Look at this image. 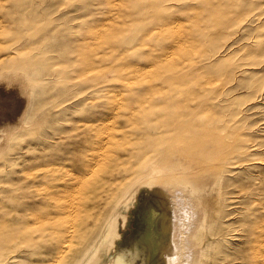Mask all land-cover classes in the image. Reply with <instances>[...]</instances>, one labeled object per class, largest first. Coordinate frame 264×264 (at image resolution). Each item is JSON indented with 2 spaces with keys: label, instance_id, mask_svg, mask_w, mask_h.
Masks as SVG:
<instances>
[{
  "label": "bare ground",
  "instance_id": "1",
  "mask_svg": "<svg viewBox=\"0 0 264 264\" xmlns=\"http://www.w3.org/2000/svg\"><path fill=\"white\" fill-rule=\"evenodd\" d=\"M3 3L0 0V8ZM152 5L146 1L144 8ZM113 7H120L118 0ZM109 18L108 27L93 36L90 49H82L89 71L113 75L107 93L110 112L101 122L82 125L90 144L83 166L65 176L55 174L56 167L47 176L28 169L19 179L15 176L18 171L10 172L6 167L7 160L3 162L7 170L0 166V182H4L10 199L0 201V264L25 262L45 238L48 244L55 241L52 264H199L201 251L195 233L207 207L199 189L220 183L227 173L248 161L240 154L229 155L219 135L208 136L211 125L225 119L218 106L230 89L228 81L220 78L216 63L221 68V57L239 47H250L245 43L249 38L230 45L223 56L206 54L203 44L183 26L164 28L158 23L147 28L149 38L144 45L154 50L150 46H156L154 37L164 35L161 39H173V47L162 49L160 54L154 52L153 61L136 65L119 42L116 24L122 22L121 17ZM228 22L217 18L212 27L214 36L222 34ZM10 52L0 57V62L11 58L18 67L1 71L0 79L9 78V85L25 102L22 106L15 103L11 115L16 121L3 124V145L25 124L23 115L37 91L35 86L40 84L26 72L27 56L18 57L29 53ZM114 55L117 57L111 61ZM243 67L238 66L236 73ZM139 89L142 96L137 98ZM232 151L239 153L240 149ZM24 178L35 187L26 206L13 197L24 188ZM144 189L153 192V200L144 208V227L118 246L110 240L117 235L121 208L139 198ZM257 200H251L252 206L259 204ZM258 211L260 222L252 225L253 220L249 221L255 228L249 230L248 264H264V214Z\"/></svg>",
  "mask_w": 264,
  "mask_h": 264
},
{
  "label": "rangeland",
  "instance_id": "2",
  "mask_svg": "<svg viewBox=\"0 0 264 264\" xmlns=\"http://www.w3.org/2000/svg\"><path fill=\"white\" fill-rule=\"evenodd\" d=\"M146 1L153 5L145 9ZM113 2L4 0L0 8V57L10 51L28 52L18 57L27 56L26 72L40 84L35 86L37 91L26 107L25 124L7 144H0L1 168L18 171L15 176L19 179L22 171L28 169L47 176L56 167L55 174L65 176L83 166L90 144L82 125L101 122L110 112L107 93L113 75L89 71L82 49H90L93 36L111 22L109 17H121L122 22L116 24L119 42L136 65L153 61L156 52L173 47V39L154 37L153 33L150 36L156 46H150L154 50L144 45L149 38L147 28L153 29L158 23L164 28L183 26L186 33L203 44L206 54L218 52L223 56L230 45H239L249 38L245 43L250 47H239L235 53L221 57V68L216 63L220 78L228 81L230 89L218 106L225 119L213 123L208 136L212 139L219 135L229 155L240 154L248 161L243 160L220 183L200 187L199 196L207 207L195 233L201 251L199 264H248L252 242L249 230L260 222L258 210L264 214V0H118V9H114ZM148 14L151 15L146 17ZM219 17L229 22L222 34L214 36L212 27ZM211 33L213 37H209ZM15 61H1L0 72L18 67ZM240 65L243 70L236 73ZM44 79L51 80L42 82ZM9 83V78L0 79V131L4 123L16 121L17 117L11 115L15 103L22 106L25 102ZM141 96L139 89L136 97ZM234 116L237 117L233 120ZM120 121L124 123L121 118ZM231 130L233 135L229 134ZM26 181L24 178V188L13 194L14 201L25 206L30 202L28 197L35 194V187ZM3 184L0 182V201L9 202ZM255 198L259 204L252 206ZM151 199L153 192L144 189L139 198L127 205L129 209L121 208L117 235L110 241L119 246L139 234L144 227L145 205ZM22 204L20 213L24 211ZM45 239L36 253L21 264H52L55 241L48 244Z\"/></svg>",
  "mask_w": 264,
  "mask_h": 264
}]
</instances>
